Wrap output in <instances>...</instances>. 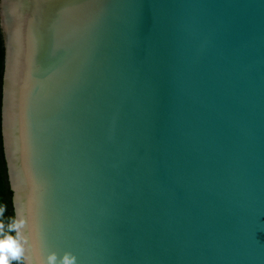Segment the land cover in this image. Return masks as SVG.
I'll list each match as a JSON object with an SVG mask.
<instances>
[{
    "label": "water",
    "instance_id": "95a60500",
    "mask_svg": "<svg viewBox=\"0 0 264 264\" xmlns=\"http://www.w3.org/2000/svg\"><path fill=\"white\" fill-rule=\"evenodd\" d=\"M0 27L15 219L45 255L264 264V0H0Z\"/></svg>",
    "mask_w": 264,
    "mask_h": 264
},
{
    "label": "clouds",
    "instance_id": "9594fccd",
    "mask_svg": "<svg viewBox=\"0 0 264 264\" xmlns=\"http://www.w3.org/2000/svg\"><path fill=\"white\" fill-rule=\"evenodd\" d=\"M3 214V207L0 206V216ZM26 224V219L13 218L8 225V231H4V223L0 220V264H11L12 261H20L25 256L26 248L31 252L28 257L29 264H77V258L71 252H65L57 259L55 252H48L46 255L35 238L22 234L21 229ZM15 232V235L12 234Z\"/></svg>",
    "mask_w": 264,
    "mask_h": 264
},
{
    "label": "trees",
    "instance_id": "16d2710c",
    "mask_svg": "<svg viewBox=\"0 0 264 264\" xmlns=\"http://www.w3.org/2000/svg\"><path fill=\"white\" fill-rule=\"evenodd\" d=\"M5 47L2 30L0 27V206L3 207V214L0 220L4 223V231H8V225L15 218L13 205V191L10 186L8 167L4 153L2 134V98H3V74H4ZM15 235V232H12ZM11 264H24L23 258L20 261H12Z\"/></svg>",
    "mask_w": 264,
    "mask_h": 264
}]
</instances>
